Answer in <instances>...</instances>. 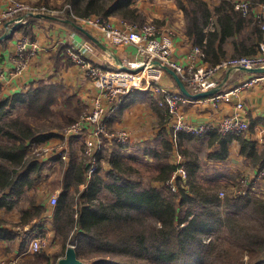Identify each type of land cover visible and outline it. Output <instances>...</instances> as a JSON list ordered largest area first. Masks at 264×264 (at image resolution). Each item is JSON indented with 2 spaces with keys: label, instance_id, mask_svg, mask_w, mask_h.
<instances>
[{
  "label": "trees",
  "instance_id": "obj_1",
  "mask_svg": "<svg viewBox=\"0 0 264 264\" xmlns=\"http://www.w3.org/2000/svg\"><path fill=\"white\" fill-rule=\"evenodd\" d=\"M112 1L66 0V4L76 18L94 15L108 19L112 9L104 7ZM128 1L129 5L135 2ZM175 1L184 15L186 36L193 46L201 49L203 60L210 66L226 58L225 44L251 23L249 17L236 10L232 0H220L213 8L203 0ZM251 2L258 4L264 0ZM123 7L115 5L119 19L143 23L139 17L133 20L129 13L122 12ZM66 18L72 20L68 14ZM33 21L31 18L26 26L19 25L16 29L33 39L30 27ZM256 24L253 31L259 36L264 30ZM232 44L247 45L244 41ZM1 92L0 84V212L14 209L39 183L42 166L32 149L53 137L51 131L58 128L47 124L54 117L52 106L56 102L52 86L39 85L10 98H2ZM142 96L145 95L136 91L127 94L117 112ZM162 98L160 94L150 97L164 124L170 114L165 105L159 104ZM17 106L21 111L12 116ZM162 135L160 148L149 152L154 164L150 180L163 184L160 188L142 187L130 177L134 169L127 160L112 155L109 160L112 170L105 175L111 180L106 181L99 174L98 161L87 189L81 192L79 187L84 183L87 168L82 163L69 164L63 173L62 194L57 198L53 219L56 235L62 238L64 246L70 240L75 243L76 256L84 264H264V199L250 195L249 190L245 195L221 199L218 195L221 185L195 182V170L190 166L186 168V188L171 192L166 184L176 168L167 162L172 145L165 133ZM103 191L112 197L101 200ZM72 193L77 194L78 201H74ZM29 205V209L21 212L19 225L30 224L45 211L33 199H29ZM242 212L253 217L256 227L239 223L237 215ZM6 225L0 216V242L14 238ZM221 233L232 239V245L218 243ZM234 245L243 257L233 253ZM34 257L20 264H56V260L50 262L44 255Z\"/></svg>",
  "mask_w": 264,
  "mask_h": 264
},
{
  "label": "crops",
  "instance_id": "obj_2",
  "mask_svg": "<svg viewBox=\"0 0 264 264\" xmlns=\"http://www.w3.org/2000/svg\"><path fill=\"white\" fill-rule=\"evenodd\" d=\"M22 1L29 4L46 5L51 8H59L66 4V0ZM203 1L209 7H215L220 0L214 1L212 6L209 4L210 1ZM239 1L241 0H233L234 3ZM117 3L124 5L122 12L129 13L133 20H138L139 17L140 21H153L159 27L175 29L172 58L177 63L185 67L193 65L196 68L210 66L202 58H190L191 49L194 46L185 34L182 11L178 10L171 0H154L151 4L139 3L135 0L131 5L128 0H113L112 3L104 7L105 10L112 9L110 18L113 20L120 17L116 14L115 5ZM259 4L251 6V13L247 18L251 23L245 25L238 37H234L225 44L226 57L233 53L237 56L250 54L257 51L260 44H264V32L257 36L253 31L257 23V15L264 13V4L261 6ZM7 5V0H0V12ZM130 10L134 12H130ZM256 25L258 27V24ZM30 27L33 40L38 44V50L21 75H11V60L15 53L19 32L0 40V74L3 75L0 79L1 97L10 98L15 94H23L30 88H37L39 85L52 86L55 89L56 102L52 106L54 117L47 124L58 125V128H62L60 130L53 129L51 132L54 136L37 147L42 149L48 146L67 144V160L62 161L52 153H43L35 157L42 166L41 178L39 183L26 193L25 198L14 209L0 212V216L7 222L6 228L14 234L12 240L1 241L0 247L11 254L8 259L15 257L16 260H22V263L35 256V254H25L26 243L19 239L14 232V227L19 225L21 212L29 209V199H33L38 205L45 208L42 215L33 221L38 220L47 235L46 244L37 254L47 256L50 262L56 260L57 264L58 260L65 256L67 247L72 241L70 240L64 246L62 238L56 235L53 223L56 205L50 204V198L55 196L59 199L61 196V180L69 164L82 163L83 168L85 166L82 154L83 136L67 139L63 136L62 129H65L64 127L90 109L93 100L100 93V87L96 82L87 78L82 69L65 54L66 48L77 47L87 41L84 36L79 34L80 32L78 33L65 22L46 18H36ZM8 31L7 28L1 27L0 37L3 34H8ZM87 31L109 51L108 53L96 47L93 52L84 53L88 62L113 69L118 67L115 58L120 62L136 60L134 47L122 45L115 39L107 40L94 30L87 29ZM232 41H244L247 45L234 46ZM228 72V69L219 71L215 76L218 84L226 79L219 93L213 97L199 100L188 99L187 102L179 105L174 115L169 113V120L164 124V121L160 122L159 115L153 108L150 99V97L159 94L136 91L144 94L145 96H142L144 98L125 107L120 113L116 111L106 118L105 123L111 131H127L130 134V140L128 144L121 145V149L120 145L115 144H107L103 148L97 158L100 167L99 174L103 178L106 177L105 175L112 170L109 162L110 157L117 155L127 160L130 167L134 169L130 175L132 180L138 181L142 187H162L163 184L150 180L151 166L154 164L149 152L160 148L164 137L162 134L165 133L172 145L167 162L176 169L183 167L186 170L188 166L193 168L195 182L202 185L220 184L221 188L234 189L233 192H235L241 186L240 181L244 180L247 183V190H250V195L264 199V176L259 175V170L264 165V74H248L240 71H232L228 74ZM161 84L171 91L177 89L174 80L167 73L163 76ZM239 103L244 106V118L249 123L248 130L241 133L220 134L215 126L222 118L231 115ZM20 111L21 107L17 106L12 111V116ZM177 120L194 125L206 123L212 128L201 137L187 132H175L172 124ZM84 178V183L79 187L81 192L87 189L90 180L86 172ZM110 180L106 177V181ZM72 194L74 201H78L77 194ZM111 197L110 193L103 191L100 199L105 200Z\"/></svg>",
  "mask_w": 264,
  "mask_h": 264
},
{
  "label": "built area",
  "instance_id": "obj_3",
  "mask_svg": "<svg viewBox=\"0 0 264 264\" xmlns=\"http://www.w3.org/2000/svg\"><path fill=\"white\" fill-rule=\"evenodd\" d=\"M7 1L8 5L0 12V28L5 26V22L8 19L15 17L13 23L16 24V27L13 30V34L18 31L16 29L17 26L27 25L28 20L23 18V14L39 11L59 12L64 15L68 14L70 17L81 21L84 26L92 27V29L99 31L105 39H115L122 45L134 47L136 51V60H124L122 64L123 66L126 65L127 68L135 69V71H130L104 68L88 62L84 57V53L93 52L94 48L87 42H82L77 47L65 49V54L68 58L82 69L87 78L96 82L100 87V93L93 100L90 109L69 125L63 134L67 139L83 136L84 146L82 154L88 178L96 172L98 155L107 144L125 145L129 143L130 134L127 131H111L105 123L107 116L120 108L127 94L134 91L160 94L163 98L159 101V104L161 106L165 105L171 115L176 113L180 104L187 102L188 98L184 97L178 89L171 91L161 84V80L166 74L164 67L175 71L191 93L205 92L214 88L217 85L215 76L219 71L236 66L245 68L264 67V44H260L257 51L253 54L223 59L215 66L196 68L191 65L185 67L172 58L173 32L168 27L157 26L153 21L138 26L122 19H103L94 15L86 18H76L69 5L61 10H56L47 8L45 5L33 6L16 0ZM235 8L242 12L243 16H250V2H236ZM256 19L260 28L264 30V13H259ZM7 28L12 30V24H9ZM18 32L15 53L11 60L12 76L21 75L27 69L32 56L38 50V44L33 39L21 31ZM192 57L203 59V52L200 48L194 46L191 49L190 58ZM2 77L3 75L0 74V79ZM88 127H90L89 130H86ZM215 127L222 135L247 131L249 123L244 118V106L241 103L237 104L233 113L222 118ZM172 128L175 132H187L201 137L212 126L206 123L194 125L183 120H177L172 124ZM67 146V144H62L42 149L33 147L32 153L36 156H40L43 153H52L59 157L60 160L66 161ZM259 175L264 176V165L260 168ZM187 178L185 168L178 167L173 172L166 186L171 192H178L180 189L186 188ZM240 185V188L234 192L233 196L247 194L246 181H240ZM219 197L223 199V192H220ZM50 204L55 206L57 197L52 196ZM14 232L19 239L26 243L25 254L40 253L47 241V235L44 234L41 229V223L38 220L30 224L18 225L14 228ZM74 244L73 242L70 243L71 246L75 247ZM16 261L11 260L1 264H14Z\"/></svg>",
  "mask_w": 264,
  "mask_h": 264
},
{
  "label": "rangeland",
  "instance_id": "obj_4",
  "mask_svg": "<svg viewBox=\"0 0 264 264\" xmlns=\"http://www.w3.org/2000/svg\"><path fill=\"white\" fill-rule=\"evenodd\" d=\"M16 1H18V2H21V3H24V4H29L28 2H25V1H22V0H16ZM208 1H210V6H212L213 5V3H214V1H216V0H208ZM233 1V0H232ZM241 1H248V2H250V4H251V6L253 5V6H258L257 4H252V0H241ZM137 2H144V3H153L154 2V0H137ZM171 2L175 5V7L178 9V10H180L178 7H177V5H176V1L175 0H171ZM220 2V1H219ZM259 4V3H258ZM264 3H261V4H259L260 6L261 5H263ZM29 5H33V6H35L36 4H29ZM41 5V4H40ZM68 4H64L63 6H60L59 8H52V9H56V10H61V9H63L65 6H67ZM38 6V5H37ZM46 6V5H45ZM47 8H51L50 6H46ZM213 8V7H212ZM180 12V11H179ZM29 13V14H28ZM28 13H26V14H23L22 16H23V18L24 19H27V20H29V19H31V18H33V19H36V17L35 16H37V15H45V16H49V17H52V18H55L54 20H59V21H62V22H65V21H71V22H73L74 24H76L77 26H80V27H82V28H84V29H88V30H94V31H96V32H98L101 36H102V34L99 32V31H97V30H95V29H92V27H88V26H84L83 25V23L81 22V21H79L78 19H74V18H72V20H74V21H72V20H70V19H68V18H66V16H67V14H60L59 12H55V13H49V12H44V11H39V12H35V13H32V12H28ZM183 13V12H182ZM69 16V15H68ZM181 16H184V15H182L181 14ZM15 19V17L14 18H12V19H8V21H6L5 22V28H7V24L9 23V22H11V21H13ZM146 22H150V21H145V22H143V23H134V24H137L138 26H140V25H143V24H145ZM66 23V22H65ZM12 24V27L14 26V25H16V24H14L13 22L11 23ZM70 25V24H69ZM71 26V25H70ZM73 27V26H72ZM74 28V27H73ZM172 32H173V36H174V33H175V29H171L170 27H168ZM176 28V27H175ZM184 28H185V22H184ZM8 30H10L9 28H7ZM76 31H78V32H80L79 30H77L76 28H74ZM103 37V36H102ZM87 43H89V44H91L92 46H93V48H94V50H95V48L97 47L94 43H92V42H89V41H86ZM99 48V47H98ZM65 51V50H64ZM135 54H136V51H135ZM234 54V53H233ZM233 54H229V55H231V56H227L225 59H227V58H232V57H238V56H243V55H233ZM137 57V56H136ZM122 64H123V61L121 62V64L120 65H118V67L117 68H114V69H122V68H120V66H122ZM125 67H126V65H125ZM124 70V69H123ZM187 87V86H186ZM187 89L189 90V88L187 87ZM76 121V120H75ZM75 121H73L72 123H74ZM54 122H56L55 120H54ZM72 123H70L69 125H71ZM69 125H67L66 127H64L65 129L69 126ZM62 128V127H61ZM60 128V129H61ZM54 129H56V128H54ZM58 129V128H57ZM59 129V130H60ZM65 129H62V132H63V134H64V131H65ZM58 130V131H59ZM79 138V137H78ZM113 147H116V146H113ZM101 154V153H100ZM234 190V189H233ZM233 190H231V189H229V188H221L219 191H218V195L220 194V192H223V194H224V197H223V199L226 197V196H231V194H234V192H233ZM236 190H238V189H236ZM235 190V191H236ZM233 192V193H232ZM237 217H238V219H239V223H245V224H250V226H254V227H256V223L254 222V219H253V217L250 215V214H244L243 212L241 213V214H238L237 215ZM16 226H18V225H16ZM15 226V227H16ZM14 227V228H15ZM41 229L43 230V232H44V234H46V232L44 231V228H43V225H41ZM208 240H206V242H207ZM218 243H220V244H224L225 246H230V245H232V239H230L229 237H228V235H226V234H224V233H221L220 234V240H219V242ZM234 250L233 251H235V252H233L235 255H237V257L238 258H240V257H243V253L241 252V250L238 248V246L237 245H234L233 247H232ZM11 256V254H9V252H7L5 249H3V248H1L0 247V264L3 262V263H6V262H8V261H11V260H16V258L15 257H13V259H8L9 257ZM33 258H35V257H31V258H28L27 260H30V259H33ZM243 259V258H242ZM245 259H246V257H244V261H245ZM26 260V259H25ZM26 260V261H27ZM20 263H22V260H17L16 261V263H14V264H20Z\"/></svg>",
  "mask_w": 264,
  "mask_h": 264
},
{
  "label": "water",
  "instance_id": "obj_5",
  "mask_svg": "<svg viewBox=\"0 0 264 264\" xmlns=\"http://www.w3.org/2000/svg\"><path fill=\"white\" fill-rule=\"evenodd\" d=\"M36 18H46V19H55L49 16H45V15H37L35 16ZM13 21L9 22L7 25L11 24ZM67 24H70L71 26H73L74 28H76L77 30H79L82 34H84L92 43H94L97 47H99L100 49H102L105 52L109 51L107 50V48L94 36H92L86 29L77 26L76 24H74L71 21H65ZM16 25L13 26L12 30L8 31V34H3L0 37V40L6 39L10 36L13 35V30H15ZM116 62L118 65L121 64V62L115 58ZM120 68L124 69V70H130V71H135V69L132 68H127L125 66H120ZM165 72L167 74H169L172 79L175 82V85L177 87V89L179 90V92L186 98L190 99V100H199V99H204V98H209V97H213L215 96L217 93H219V91L221 90V88L223 87L226 79L221 82V83H217V85L205 92H198V93H191L186 85L182 82V80L180 79V77L175 73V71H173L172 69L168 68V67H164ZM228 74H230V72L232 71H240V72H245L248 74H264V67H256V68H245V67H240V66H236V67H231L228 68ZM228 77V75L226 76V78ZM57 264H84L82 261H80L77 256H76V251L75 248L73 246H68L65 256L63 258H60L57 262Z\"/></svg>",
  "mask_w": 264,
  "mask_h": 264
}]
</instances>
